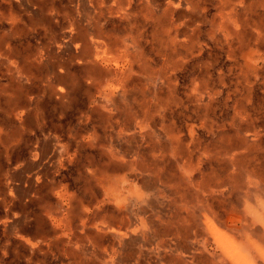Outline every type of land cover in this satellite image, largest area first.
<instances>
[{"label":"rangeland","instance_id":"374dc122","mask_svg":"<svg viewBox=\"0 0 264 264\" xmlns=\"http://www.w3.org/2000/svg\"><path fill=\"white\" fill-rule=\"evenodd\" d=\"M229 1L234 0H149L158 37H151V25L146 24L144 60L122 101L120 91L127 83L119 78L130 65L103 64L95 70L107 78L99 82L82 62L99 29L108 31L114 43L122 36L112 30L115 23L108 22L103 0H35L39 5L31 12L10 9L9 0H0V190L9 192L7 209L0 195V220L5 210L9 218L3 220L8 222L45 214L46 196L63 211L65 203H58V195L79 198L87 188H97L96 197L86 200L89 213L74 215L73 235H79L82 215L92 218L99 208L115 206L101 188H117L124 202L121 212L152 220L160 230L165 227L161 222L185 216L181 205L188 204L201 225L198 239L210 238L207 233L216 224L224 237L237 238L223 225L230 212L249 206L251 188H260L258 200H264V84L260 71L250 94L246 57L237 51L228 22ZM167 23L180 34L175 65L169 61L175 46L164 32ZM169 32L173 36L176 30ZM70 43L76 51L66 50ZM38 51L52 56L35 61ZM23 61L42 70L18 75ZM59 66L65 70L62 79L55 74ZM105 69L113 72L106 75ZM58 86L66 89L64 98L54 95ZM11 89L21 102L14 108L8 104ZM252 119L260 134L244 144ZM141 127L144 137L133 135ZM240 127L244 129L238 135ZM204 188L223 194L212 196ZM134 193L150 202L140 203ZM8 227L0 221V250L7 257L13 241L22 236ZM48 230L51 237L66 233L62 225L56 233ZM156 240H150L153 247ZM208 241L214 252L216 240ZM62 244L48 241L35 253L25 251L30 261L23 264H74ZM100 246L106 264L135 263L134 258L125 262V249L117 243L112 247L109 238Z\"/></svg>","mask_w":264,"mask_h":264},{"label":"bare ground","instance_id":"6f19581e","mask_svg":"<svg viewBox=\"0 0 264 264\" xmlns=\"http://www.w3.org/2000/svg\"><path fill=\"white\" fill-rule=\"evenodd\" d=\"M146 1L147 4L143 5V0H140V4L134 3L133 0H103V4L106 6L105 14L110 18L108 22H114V26L117 28H112V30L116 33L122 34V36L116 38L114 43L111 41L110 36H108V31H103L102 28L99 29L97 39H92L88 43L90 48L88 59L82 61L90 66L91 71L89 74L94 75V79L99 82L101 79H103L104 82L107 78L105 75L103 76L95 70L96 68H100V66L104 67L102 66L103 64H109L110 62L115 61L117 65L126 63L130 65L129 71L121 72V78H119L121 81L127 83L123 85V88L120 91L123 93L121 96L122 101L127 99L126 94L128 92L127 88L129 86V80L136 73V69L140 67V63L144 60L145 47L142 43L145 38H148V34H146L148 32L146 28L147 25H151V37L154 40L158 37V30L155 28L157 18H155V14L152 13L149 6L150 3L148 2L149 0ZM13 2L16 4H13ZM34 2L35 0H9V7L13 10L16 9L15 7H23L28 12H31L36 9L37 5H39ZM228 5L230 9L228 13V22L234 27L232 34L238 44L237 51L246 57V67L249 75L251 74L249 90L250 94H252V90L254 89L253 86L256 83V79H258V73L260 71L262 73L264 84V0H234L229 1ZM38 9L42 10L41 7H38ZM159 21H161V18ZM167 27L168 29L164 32L169 34L170 45L173 44V46H175L174 52L170 55L171 59L169 61L171 64L175 65L177 63L176 48L180 46L177 43L176 38L180 34L176 29L177 26L167 23ZM172 27L176 30L173 36H171L169 32ZM181 35L190 40V36L187 34L183 33ZM119 43H121V45L118 47L116 44ZM72 45V43L66 45V50H69V52L73 51L76 47ZM244 45L247 47L246 51L244 50ZM1 46L2 43L0 39V47ZM37 53L38 55L34 57L35 61L36 58L39 61H43L45 57L49 58L52 56L49 52L44 54V52L38 51ZM16 55L18 56L20 54H15L14 56ZM30 63L32 62L27 63L23 61L21 67H18L17 69L18 75L29 73L34 76L35 73L37 74L42 70L40 67H35L34 64ZM59 71L60 74L58 73L57 76L59 79H62L65 70L62 66H59ZM111 71L112 70L108 71L105 69L103 73L108 75L111 74ZM103 82L99 83V85H102ZM18 85L21 88L23 87L22 84ZM54 93L58 97L64 98L66 89L60 86L54 87ZM8 104L18 105L21 104V102L16 99V96H12L8 99ZM246 116L249 118V115ZM149 117V115H145V119H149ZM109 118L112 119V117ZM246 121H248L247 118ZM251 123V125H246V129H249V131L247 135L244 133V144H249L251 141H255L260 134V131H257L254 124L255 119H252ZM144 129V127H141L139 132H133V135L138 134L139 137L143 138L145 134L143 135L142 131L144 132ZM243 129L244 128L240 127L237 134L240 135V132H242ZM129 132H132V130ZM148 135L151 136V133ZM101 189L104 190L103 197H108L115 201L117 210L121 211L124 202L122 199H119L120 194L118 193L117 188ZM204 189L206 193L208 192L212 196L217 197V195L223 194H218V192L220 193L218 188ZM259 189L260 188H251V194H249V206L241 212L233 208L230 212L231 215L227 217L228 219L225 222H223L226 229L236 232L238 237H235V239L224 237V235L218 231L217 224L212 227L210 226V232L208 231L207 233V236L210 238L204 240L198 239L201 225L197 221L194 206L182 204L181 211L183 210V207H185L186 215L178 216L175 218L176 220L174 219L175 221H169L166 224L161 222L162 225L165 226H161L164 227L162 230H160L158 225L153 223L152 220L150 222L143 221V219L136 221V218L129 216V212L122 213L121 218L123 219V222L117 225L103 222L99 223L101 221L98 222L96 219H93L94 222L90 223L91 220L83 219L82 215L80 221L83 230L80 232L81 236L76 240V245L78 246V250H82L83 252L86 250L89 251V248L86 245L87 240H89L90 243L92 239H100L103 236H110L113 241L119 245H124L126 249H130L136 244L142 246L140 243H144V245L148 246L146 251L148 253L149 251L153 253L158 264H264V200H258L260 194ZM96 190L98 189L88 188V190L81 195V199L87 200V197L94 199L96 197ZM133 196H135L136 200L142 204L146 205V202H150L145 198L144 194L134 193ZM103 197L102 201L105 203L106 200ZM61 198L65 201L64 195H62ZM4 202H6L5 197ZM77 210L76 207L71 206L67 211V214L66 212H62L63 218L66 216L68 217L67 227L70 232H72L73 228L71 223L72 221L74 222V215H80ZM86 211L89 213L88 210ZM152 235L153 238L157 239L154 247L150 243V240L153 239ZM212 238L213 240H216V250L214 252H211L208 248V240ZM129 241H131V244L127 243ZM106 263L107 262L104 264Z\"/></svg>","mask_w":264,"mask_h":264},{"label":"crops","instance_id":"0c3cea01","mask_svg":"<svg viewBox=\"0 0 264 264\" xmlns=\"http://www.w3.org/2000/svg\"><path fill=\"white\" fill-rule=\"evenodd\" d=\"M59 72H60L59 69H57L55 74L57 75ZM11 90H12L11 94L14 97V90L13 89ZM14 105L15 104H11L9 106L10 107L13 106L14 108ZM1 189L2 190H0V195L2 197V203H3L2 207L4 209H7L9 204V192L6 191L5 188H1ZM62 195H64L65 201L62 200L61 198ZM4 197L6 198V202H4ZM58 198H60L61 200L58 202L59 204L62 205V203H65L63 205L66 207L65 210L63 211L58 210V207H55L52 204V201L51 199H49V196L48 198L46 196L45 198L46 202H44L43 205L45 214L44 213L37 214L35 212L34 217L29 220H27L26 217H24L21 220H17V219L14 220L13 218V220H9V222L8 220H3L9 218L8 211L5 210L6 212H4L3 217L0 221L3 222L4 224L9 223L8 230L10 232L20 231L22 233V236H20L18 239L13 241L12 249L10 250L11 252L10 256L7 257L8 252L4 251V248H2L3 250H0L2 254L0 255V264H23L25 261L28 263L30 259L29 260L25 259L24 257L25 251L28 252L30 251L32 253H35V251L38 248H40V244H45L48 241H50L52 245H56V246H58L62 242L63 243L62 245L67 248L66 251H68L69 254H71L75 258L74 264H104L105 262H107L106 260H104V257L101 255L103 252H105V249L102 252H99L98 247L102 248V246L100 245L106 238H109L112 247L116 245V242L113 241V239L110 236H103L100 239L98 238L92 239L90 243L89 240H87L86 245L89 248V251L86 250L85 252H83L82 250H78V246L76 245L77 242L76 240L79 236H81V233L79 235L78 234L73 235L74 228H72V232H70L69 228L67 227L68 217L66 216L65 218H63L62 216L63 215L62 212L64 213L66 212L67 214V211L71 206L76 207L77 209L79 207V209L77 210L78 213L87 214L86 210L88 209L85 207L87 201L82 200L81 197L79 198L75 197L74 194H68V193L58 195ZM103 204H106V202L105 203L103 202ZM95 213H97L98 215L96 214L92 218L89 217L86 218L91 220L90 223L94 222L93 219L94 220L96 219V221L98 222L101 221L99 223L103 222V223L116 224V225L123 222L122 221L123 219L121 218L123 212L118 211L116 205L112 207L103 206V209L100 210L99 208V210H96ZM102 213H104V215ZM56 217H58L59 220H57ZM47 219H49L51 223L50 225H48ZM71 224L74 225V222L72 221ZM60 225L65 227L66 233L56 237H51V235H47V232H49L48 230L49 228H51L54 231V233H56V230L59 229ZM80 227H81L80 232H82L83 230L82 223ZM88 243L90 244V246ZM127 243L131 244V241ZM140 244L142 246L144 245V243H140ZM142 246L136 244L130 249H126L123 245L125 252L121 253V257L125 255L123 258L124 261L125 260L127 261L128 258H134L133 259L135 261L134 264H158L153 253H151V251H149V253L147 251L146 252L143 251ZM120 263L122 264V261H120Z\"/></svg>","mask_w":264,"mask_h":264}]
</instances>
